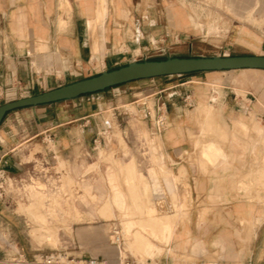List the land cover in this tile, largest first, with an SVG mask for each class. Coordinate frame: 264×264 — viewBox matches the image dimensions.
<instances>
[{
  "label": "crops",
  "instance_id": "obj_1",
  "mask_svg": "<svg viewBox=\"0 0 264 264\" xmlns=\"http://www.w3.org/2000/svg\"><path fill=\"white\" fill-rule=\"evenodd\" d=\"M66 1L74 8L69 18L60 13L65 0H0V104L3 99L12 102L39 95L132 61H143L139 54L170 53L184 58L180 53L190 49L181 46L171 52L175 44L186 43L192 31L191 21L172 1ZM119 1L127 8L122 18L108 9L121 6ZM104 5L102 37L98 11ZM257 81L264 85V76ZM187 85H180L185 93L175 91L164 102L168 128L161 132L174 168L177 172L186 170V182L192 190L190 220L179 236L184 242L181 251L198 264H264V192L254 181L264 159L244 157V140L232 132L237 126H251L252 118L238 98L229 95L220 100L208 96V105L202 103L198 110L200 98L191 96L193 108L188 107L184 104V94L190 91ZM123 92L122 97L131 94L129 89ZM104 93L7 114L0 126V168L25 178L43 166L57 167L60 158L90 150L103 123ZM259 99L263 101V95ZM205 106L210 115L205 113ZM211 109L218 113V129L223 127L226 132L229 128V142L220 136H207L204 159H200L203 124L210 120ZM45 137H51L53 148L47 145L44 153H35L31 159L33 143H46ZM120 198L118 194L119 203ZM4 213L0 201V215L4 217ZM174 215L160 218L167 239L173 236L168 222Z\"/></svg>",
  "mask_w": 264,
  "mask_h": 264
},
{
  "label": "rangeland",
  "instance_id": "obj_2",
  "mask_svg": "<svg viewBox=\"0 0 264 264\" xmlns=\"http://www.w3.org/2000/svg\"><path fill=\"white\" fill-rule=\"evenodd\" d=\"M164 1L168 0H159ZM169 1L189 18L192 28L188 41L175 44L171 52L186 46L189 51L180 53L184 58L264 56V0ZM65 2L60 13L69 18L74 8ZM108 9L120 18L127 10L122 4ZM169 57L170 53L150 54L148 60ZM262 76L264 72L246 70L206 72L140 80L103 91L105 106L100 116L109 122L110 134L98 148L93 142L88 151L60 158V164L50 171V186L28 182L11 194L0 220V264H43L40 257L52 254L63 257L60 264H198L181 251L184 242L179 237L190 220L188 173L174 168L157 121L160 116L167 118L163 112L169 95L185 93L180 85L187 82V95L200 98L196 110L202 103L208 105V96L218 100L233 96L252 118V125L237 126L232 132L244 140V157L263 160L264 85L257 81ZM125 89L131 94L123 98ZM5 100L0 106L8 103ZM203 109L210 115L207 106ZM148 111L153 117L147 116ZM169 112L173 113L172 109ZM217 120L218 113L212 111L203 124L200 159H204L207 136L229 142V128L219 130ZM33 144L31 159L35 153H44L47 145L53 148L51 142L37 140ZM259 170L254 181L264 192V167ZM172 214L168 224L173 236L167 239L160 218Z\"/></svg>",
  "mask_w": 264,
  "mask_h": 264
},
{
  "label": "water",
  "instance_id": "obj_3",
  "mask_svg": "<svg viewBox=\"0 0 264 264\" xmlns=\"http://www.w3.org/2000/svg\"><path fill=\"white\" fill-rule=\"evenodd\" d=\"M264 70V56H215L199 58L169 57L165 60L132 61L116 70L105 71L54 90L4 103L0 106V126L10 112L62 101H72L84 95L106 91L127 83L206 72Z\"/></svg>",
  "mask_w": 264,
  "mask_h": 264
},
{
  "label": "built area",
  "instance_id": "obj_4",
  "mask_svg": "<svg viewBox=\"0 0 264 264\" xmlns=\"http://www.w3.org/2000/svg\"><path fill=\"white\" fill-rule=\"evenodd\" d=\"M148 59H149L148 55L145 54L142 56L143 61L148 60ZM184 103L190 108L193 107L191 95H186L184 97ZM164 105L166 108L165 103ZM147 116L153 117L152 112L148 111ZM108 127H109V122L103 121L100 131L98 132L96 138L93 140L95 148H98L99 146H101L103 143V139H105L106 136L110 134L109 133L110 130ZM167 128H168L167 118L160 116L159 120L157 121V130L161 133L165 131ZM44 141L46 143H49V142L52 143L51 137H45ZM51 169L52 167L50 166H43L38 172H34L29 177L23 178V177L13 176L7 170L0 168V201L1 203L5 205L6 200H8L11 197V194H13L17 190L24 189L26 183L28 182L34 183V181H39V182L45 183V185L47 186H50L52 184V178H53L50 174ZM2 218L3 217L0 215V220ZM19 256L22 257L21 254H19ZM40 259L43 264H60L63 257L61 255L52 254V255H42ZM0 261H1V257H0ZM214 264H222V263H214Z\"/></svg>",
  "mask_w": 264,
  "mask_h": 264
},
{
  "label": "bare ground",
  "instance_id": "obj_5",
  "mask_svg": "<svg viewBox=\"0 0 264 264\" xmlns=\"http://www.w3.org/2000/svg\"><path fill=\"white\" fill-rule=\"evenodd\" d=\"M98 19H99V21H100V24H101V27H102V29L104 28V26H103V21H104V19H105V16H106V6L104 5V7H103V9H99V11H98ZM101 29V31H100V33H104L105 34V32H103V30ZM99 33V34H100ZM102 37H103V35H102ZM104 39H105V36H104ZM247 70H253V69H247ZM254 71V70H253ZM257 72V71H256ZM261 72H264V70L263 71H261ZM260 129V128H259ZM260 131L262 132V129H260ZM260 133V132H259ZM248 225V224H247Z\"/></svg>",
  "mask_w": 264,
  "mask_h": 264
},
{
  "label": "trees",
  "instance_id": "obj_6",
  "mask_svg": "<svg viewBox=\"0 0 264 264\" xmlns=\"http://www.w3.org/2000/svg\"><path fill=\"white\" fill-rule=\"evenodd\" d=\"M197 74V73H196Z\"/></svg>",
  "mask_w": 264,
  "mask_h": 264
}]
</instances>
